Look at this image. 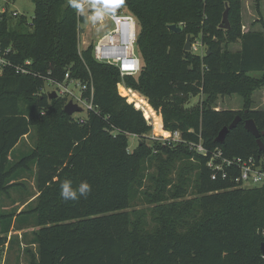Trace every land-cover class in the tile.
<instances>
[{"label":"trees","instance_id":"trees-1","mask_svg":"<svg viewBox=\"0 0 264 264\" xmlns=\"http://www.w3.org/2000/svg\"><path fill=\"white\" fill-rule=\"evenodd\" d=\"M32 1L30 23L21 16L0 24L1 46L12 48L13 62L30 59L33 72L18 74L6 66L0 73V247L11 230L32 222L38 254L33 264H261L264 185L211 179L208 156L183 143L146 140L150 116L155 130L161 126L153 107L164 129L178 130L184 139L200 136L208 150L264 160V109L252 108L251 96L264 86V31L219 27L223 8L234 12L239 0H123L121 8L138 23L136 51L142 60L138 74L123 77L93 57V46L78 52L84 16L69 0ZM172 23L181 31L168 29ZM188 35L191 44L201 42L203 53L184 50ZM223 36L240 48H222ZM65 73L68 81L93 82L97 111H88L82 122L64 112L66 96L49 98L45 89V79L61 82ZM201 94L203 100L187 106ZM228 94L242 97V110L215 109V96ZM237 115L241 120L217 142ZM246 118L255 122L263 149L245 129ZM32 127L33 149L12 161L14 147ZM128 134L139 137L132 150ZM161 156L164 171L171 166L177 173L171 197L191 185L195 196L174 200L163 224L148 228L139 213L132 219L129 191L145 163ZM176 161L182 162L178 168ZM32 174L36 193L4 211L1 195L10 197ZM65 180L73 187L87 181L90 194L63 200Z\"/></svg>","mask_w":264,"mask_h":264},{"label":"rangeland","instance_id":"rangeland-1","mask_svg":"<svg viewBox=\"0 0 264 264\" xmlns=\"http://www.w3.org/2000/svg\"><path fill=\"white\" fill-rule=\"evenodd\" d=\"M15 8L17 11L23 15L27 22L30 23L34 16V3L32 0H13ZM85 14L84 21L80 23V31L78 36V50L87 49L89 46H93L96 38L103 32L107 31L108 27L105 22L104 14L101 12H94L90 6H84ZM106 11L110 12H125L130 13L126 9L118 7L106 6ZM228 9V21L230 26L235 27L241 33L250 31H264V0H239L238 9L234 12ZM221 13V14H222ZM99 14L100 18L93 23L89 17ZM222 18V16H221ZM198 41V39H197ZM221 47L236 51L240 48L239 43L230 42L226 40V36L222 37ZM191 49V48H190ZM205 50L204 46L201 48L197 47L198 53H203ZM142 65V60L140 58ZM253 76L259 77L260 74L254 73ZM125 86V84H124ZM71 93L78 95L80 93L79 86L74 83H69L68 85ZM126 88V87H125ZM124 88V89H125ZM49 89V86L46 87ZM125 90L131 91L130 88ZM137 93V92H135ZM121 94L123 92L121 91ZM138 96H140L137 93ZM251 96L254 98L252 108L264 109V87L255 89ZM142 97V96H141ZM204 95L192 96L187 103L188 107L195 105L198 101L204 99ZM144 99V97H142ZM128 99V98H127ZM129 101V100H128ZM146 101V99H145ZM147 104H149L146 101ZM150 106V105H149ZM213 106L215 109H233L242 110L243 109V99L238 94H228V95H217L214 99ZM143 105L141 104L140 109L143 110ZM155 114L160 118V130H155L154 128V118L150 116L148 118V123L152 125L151 131L146 134L147 141H160L163 142L164 139L169 135L171 131L164 129L162 115L159 111L151 107ZM163 133H166L164 135ZM36 140V129L32 127L30 129V134L21 141L20 145L15 147V150L11 154L12 161H17L22 155L28 154L34 147ZM139 142V137L135 134H128V148L132 150ZM20 153V154H19ZM162 160L153 161L152 163H145L143 169L141 170L139 177H137L130 188V209L132 219L138 216V213L142 219L145 220L146 226L148 228L161 225L165 220L166 216L170 214V211L166 207L173 203V201H182L184 199H191L195 196L194 189L191 185L186 192L178 191V197L173 199L172 191L173 185L176 180L177 173L175 171L171 172V166L164 171V167L167 163L163 160L165 156H161ZM182 164L181 161H176L175 167ZM170 169V170H169ZM35 170V168H34ZM33 170V171H34ZM194 174V173H192ZM191 174L192 179L194 176ZM153 176V178H152ZM162 179H165L162 181ZM170 180V181H169ZM169 181V183H168ZM23 186L19 189H11L10 197L2 198L1 201L5 210H10V208H18L20 203L24 201L22 197H28V195H33L36 193L34 174L27 175L25 181L22 182ZM168 183V184H166ZM21 208V207H20ZM33 223L29 222L25 229H13L6 237V242L0 247V264H33V261L37 259V245L33 243L32 230L35 228L32 226Z\"/></svg>","mask_w":264,"mask_h":264},{"label":"built area","instance_id":"built-area-1","mask_svg":"<svg viewBox=\"0 0 264 264\" xmlns=\"http://www.w3.org/2000/svg\"><path fill=\"white\" fill-rule=\"evenodd\" d=\"M84 6H90L94 12L104 14L107 31L99 35L93 43V57L103 63L115 66L120 76L136 75L140 71V57L136 51V40L138 36V23L136 18L125 12L106 11L105 5L96 0H81ZM80 14V12H78ZM21 15L15 8L13 0H0V24L6 18L13 20ZM203 47L200 41L191 44V51L198 53L197 47ZM11 47H2L0 44V73L8 66L12 67L18 74H32L30 59L22 62H13L9 55L12 53ZM81 52V50H78ZM201 54V53H198ZM69 74L65 73L61 82L45 79V89L49 86V91H56L57 95L66 96V103L71 100L81 107V111L72 114L78 122L84 120L88 111H97V106L93 102L94 89L92 80L79 82L75 79L69 80ZM74 83L79 86L80 93H71L68 85ZM47 90V89H46ZM168 142H177L188 145L197 153L208 156L206 166L211 172V179L231 178L237 185L243 187L264 185V160L254 157H228L224 155L220 148L214 150L206 149L199 136L197 141L182 138L180 131L174 130L164 139ZM264 264V253L261 255Z\"/></svg>","mask_w":264,"mask_h":264},{"label":"water","instance_id":"water-1","mask_svg":"<svg viewBox=\"0 0 264 264\" xmlns=\"http://www.w3.org/2000/svg\"><path fill=\"white\" fill-rule=\"evenodd\" d=\"M220 28H224V29H228L230 27L229 21H228V9L226 8L224 10V12L222 13V18H221V22L219 24ZM167 28L174 31V32H179L181 31V27L177 26L176 24L172 23V24H168ZM191 48V42H190V35H188L186 37L185 40V45H184V50L189 51ZM57 93L56 91H51L48 95L49 98H53L56 97ZM64 112L68 115H72L75 112H79L81 111V107L78 106L76 103H73L71 100H69L65 105H64ZM241 120V116L237 115L228 126H224L218 133L217 137H216V141L219 143H222L224 141V137L226 135V133L229 131V129L233 128L236 126V124ZM244 127L247 131H249L250 133H252L256 140L257 143L259 145L260 149H263V144L260 140V135L261 133L259 132L258 128L256 127L255 122L253 121V119L251 118H246L244 119ZM261 251L262 253H264V243L261 245Z\"/></svg>","mask_w":264,"mask_h":264},{"label":"clouds","instance_id":"clouds-1","mask_svg":"<svg viewBox=\"0 0 264 264\" xmlns=\"http://www.w3.org/2000/svg\"><path fill=\"white\" fill-rule=\"evenodd\" d=\"M69 4L81 14H85V8L81 3V0H69ZM99 18V14H94L89 17L93 23H95ZM90 192L91 186L87 181L80 182L76 187H73L71 181L67 180L62 182L60 185V197L65 201H75L80 197H87Z\"/></svg>","mask_w":264,"mask_h":264},{"label":"snow or ice","instance_id":"snow-or-ice-1","mask_svg":"<svg viewBox=\"0 0 264 264\" xmlns=\"http://www.w3.org/2000/svg\"><path fill=\"white\" fill-rule=\"evenodd\" d=\"M103 2L106 4V6L118 7L123 2V0H103Z\"/></svg>","mask_w":264,"mask_h":264},{"label":"crops","instance_id":"crops-1","mask_svg":"<svg viewBox=\"0 0 264 264\" xmlns=\"http://www.w3.org/2000/svg\"><path fill=\"white\" fill-rule=\"evenodd\" d=\"M253 74H254V73H253ZM256 74H260V73H256ZM262 87H264V86H262ZM262 87H261V88H262ZM252 100H254L253 97H252ZM257 108H258V107L254 108V109H257ZM26 137H27V136H25L24 138H26ZM24 138H23L22 140H24ZM22 140H21V141H22ZM21 141H19L15 147H17L18 145H20ZM15 147H14V148H15Z\"/></svg>","mask_w":264,"mask_h":264}]
</instances>
